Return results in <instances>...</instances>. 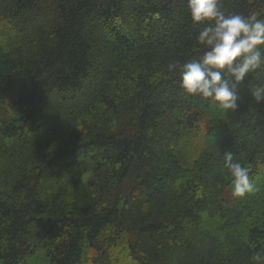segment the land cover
Wrapping results in <instances>:
<instances>
[{
  "label": "trees",
  "instance_id": "trees-1",
  "mask_svg": "<svg viewBox=\"0 0 264 264\" xmlns=\"http://www.w3.org/2000/svg\"><path fill=\"white\" fill-rule=\"evenodd\" d=\"M227 15L264 0H218ZM187 0H0V264H254L264 256V103L179 87ZM256 190L231 194L224 155Z\"/></svg>",
  "mask_w": 264,
  "mask_h": 264
},
{
  "label": "clouds",
  "instance_id": "clouds-1",
  "mask_svg": "<svg viewBox=\"0 0 264 264\" xmlns=\"http://www.w3.org/2000/svg\"><path fill=\"white\" fill-rule=\"evenodd\" d=\"M194 25L202 26L196 40L204 49L196 59L167 63L168 72H179V87L189 96L206 100L227 113L238 107V86L249 73L264 67V19L258 14H225L218 0H187ZM251 95L256 104L264 103V84L253 85ZM230 175L231 194L243 198L256 188L250 168L224 155ZM254 264H264V256H252Z\"/></svg>",
  "mask_w": 264,
  "mask_h": 264
}]
</instances>
